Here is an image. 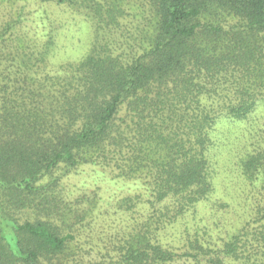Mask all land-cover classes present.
Listing matches in <instances>:
<instances>
[{
  "label": "trees",
  "instance_id": "16d2710c",
  "mask_svg": "<svg viewBox=\"0 0 264 264\" xmlns=\"http://www.w3.org/2000/svg\"><path fill=\"white\" fill-rule=\"evenodd\" d=\"M33 1L83 18L68 43L47 16L0 21V264H264V203L221 242L176 226L215 191L224 126L264 107V0ZM235 164L264 195V148ZM83 165L136 181L146 218H109L137 193L66 195Z\"/></svg>",
  "mask_w": 264,
  "mask_h": 264
},
{
  "label": "rangeland",
  "instance_id": "374dc122",
  "mask_svg": "<svg viewBox=\"0 0 264 264\" xmlns=\"http://www.w3.org/2000/svg\"><path fill=\"white\" fill-rule=\"evenodd\" d=\"M17 11H20L28 19L34 17L46 18L47 16V19H56L55 21L66 24L65 27L57 28L59 37L65 39L66 43L73 35V30L75 31L73 27L75 25L72 24L73 18L76 17L75 19L78 21L83 18V16L74 13L70 9L58 8L53 3L49 4V2L0 0V21L9 19ZM25 21L29 20L25 19ZM45 28L49 29L48 27ZM76 35L77 37L73 38L74 45H69L70 50H67L66 53L64 48L59 47L65 55L71 54L73 57H78V54L80 55L84 51L82 44L84 42L86 44V40L88 42L90 26L88 24L80 25ZM72 56L70 57L73 58ZM224 129L228 132L227 134H220L218 139V142H220L219 154L214 157L216 160L214 163L215 191L208 200L200 202L195 210H191L186 214V222L184 219L176 224L177 231H180L184 225H188L190 228L198 226L200 230H206V233L208 232L211 235L212 240L217 242L226 239L250 218L255 203H264V195L257 194L255 186L248 184L240 176L235 164L238 153L249 148H264V107L259 106L250 114L249 118L226 125ZM63 189L64 193L69 196L82 192L87 194L96 193L99 197L101 212L111 211L112 204L124 196L134 195L135 193L140 194L142 202L134 207L132 213L118 211L109 218L114 220V224L119 223L120 225L128 224L133 219L141 222L146 218L147 204L143 202L145 198L144 191L136 181L112 180L107 172L91 165H83L78 170L73 171L64 179ZM130 214L132 216H129ZM169 231L166 235L168 240L171 236L170 232H173ZM4 235L7 241L12 244L13 238L10 237L7 231H4Z\"/></svg>",
  "mask_w": 264,
  "mask_h": 264
}]
</instances>
